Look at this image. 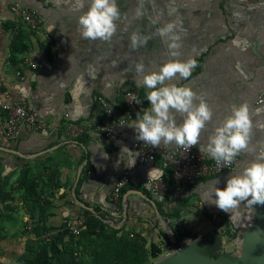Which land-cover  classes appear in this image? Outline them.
Instances as JSON below:
<instances>
[{
  "label": "crops",
  "instance_id": "1",
  "mask_svg": "<svg viewBox=\"0 0 264 264\" xmlns=\"http://www.w3.org/2000/svg\"><path fill=\"white\" fill-rule=\"evenodd\" d=\"M12 2L39 10L44 28L53 35L49 53L32 44L10 59L15 53ZM252 5L257 6V19L250 17V23L235 32L236 41L241 42L238 46L247 50L233 54L229 74H113L107 69L106 56L116 63L111 58L115 49L108 56L107 50L94 48L101 44L83 34L78 23L57 19L48 0H0V100L26 97L46 122L39 132L24 126L10 140L4 135L5 114L0 110V216L4 224L6 220L28 221L27 237L41 244L39 254L25 264L84 261L82 253L70 251L76 247L77 237L63 225L65 219L81 214L94 215L104 230L109 229L105 233L115 239L138 241L144 248L165 240L154 229L161 220L178 224L177 229L171 226L174 232L190 228L189 238L195 239L212 231L228 232L224 224L233 226L236 233L246 226L235 239L241 249L247 228L258 223L256 205L264 201V102L256 103L264 91V0ZM247 14L252 16L250 10ZM25 56L36 65L34 69L14 60ZM126 90L136 93L138 113L120 128L123 139L89 131L71 140L58 129L66 114L74 121L96 122L101 115L98 96L121 112ZM235 125L242 126L243 140L237 147L233 171L201 178L190 186L172 184L166 194L159 195L146 184L149 177L167 173L158 156L134 168L131 183L121 192L119 213L108 215L115 176L136 162L132 141L172 147L189 131L198 149L214 157ZM25 172L36 197L29 196L22 185ZM235 178L241 179L235 203L227 216H220ZM196 247L206 250L200 243ZM214 254L218 257L219 253Z\"/></svg>",
  "mask_w": 264,
  "mask_h": 264
},
{
  "label": "rangeland",
  "instance_id": "2",
  "mask_svg": "<svg viewBox=\"0 0 264 264\" xmlns=\"http://www.w3.org/2000/svg\"><path fill=\"white\" fill-rule=\"evenodd\" d=\"M48 1L57 19L78 23L83 34L101 44L96 43L94 48L107 50L108 56L115 49L111 58L120 62L119 65L112 64L106 56L107 69L113 74H229L233 70V54L242 55L247 50L238 46L241 42L236 41L235 32L244 28L250 17L257 19L254 10H258L252 5L255 0ZM15 4L22 6L12 2L9 10ZM249 10L252 16H248ZM44 24L41 18L36 31L20 27L17 33L12 31L11 25L15 53L10 59L16 53L19 56L29 50L32 44L50 52L53 35ZM18 59L24 63L29 60L26 56L14 60ZM168 225L175 229L179 226ZM29 227L26 220L9 223L6 220L4 224L0 216V264H25L39 254L41 244L36 245V240L27 237ZM232 227L224 224V229ZM242 228L237 233L234 231L235 239L238 234L242 236L246 226ZM103 229L99 234L107 236L105 232L109 229ZM183 230L185 238L192 236L190 228ZM97 236H93L96 241H91V245L104 242ZM140 250L143 251V254L139 252L141 264H150L151 260L144 258L148 257L150 248ZM212 256L217 257L214 253ZM78 262L84 264L81 260Z\"/></svg>",
  "mask_w": 264,
  "mask_h": 264
},
{
  "label": "built area",
  "instance_id": "3",
  "mask_svg": "<svg viewBox=\"0 0 264 264\" xmlns=\"http://www.w3.org/2000/svg\"><path fill=\"white\" fill-rule=\"evenodd\" d=\"M14 15L13 32L17 33L20 27L36 31L41 18L35 9L12 5L10 7ZM27 66L34 69L36 65L27 62ZM21 72H17L20 76ZM1 87V83H0ZM121 112H116L111 104L103 97L98 96V105L101 108L99 119L91 123L88 120L74 121L66 114L58 125L62 134L71 140L78 139L89 131H95L108 139H123L120 128L136 118L138 113V98L134 91L126 90L122 96ZM264 102V91L259 93L256 103ZM0 110L5 114L4 135L10 140L17 138L24 126H28L33 132H39L46 128V122L41 118L38 109L30 105L26 97L16 101L2 102L0 100ZM243 140V128L235 125L232 128L228 140L219 148L214 157H209L203 150L198 149L196 140L189 131H186L182 141L172 147H157L145 140L132 141V148L135 150V165L125 169L114 178V184L109 194L108 201L110 207L106 210L108 215L113 216L119 213L120 196L124 187L132 181L134 168L138 165L147 164L161 158V166L167 171L166 174L151 176L146 184L149 189L159 195L166 194L172 184L179 186L193 185L197 180L221 174L226 171H233L238 162L237 147ZM241 186V179L235 178L233 186L228 190L224 200L220 216H227L233 207L236 195ZM86 215L81 214L75 219H65L63 225L74 236H79L84 227ZM159 232L161 227H154ZM221 234V244L218 248V256L238 257L240 249L236 246L234 230L228 232L218 231ZM177 242L172 243L166 240H157L155 245L159 248L157 256L152 263L172 254L177 247L183 246L195 238H185L182 230H175Z\"/></svg>",
  "mask_w": 264,
  "mask_h": 264
},
{
  "label": "water",
  "instance_id": "4",
  "mask_svg": "<svg viewBox=\"0 0 264 264\" xmlns=\"http://www.w3.org/2000/svg\"><path fill=\"white\" fill-rule=\"evenodd\" d=\"M3 150L18 153L10 148H2ZM83 205V204H82ZM255 212L258 218L257 225L248 227L241 246V254L236 257V261L226 256L213 257L221 244V236L218 231H212L200 238L179 246L169 256L159 260L155 264H264V201L257 203ZM160 226L167 239L177 242L176 234L172 227L164 220L160 221ZM200 243L206 250H198L196 247Z\"/></svg>",
  "mask_w": 264,
  "mask_h": 264
},
{
  "label": "trees",
  "instance_id": "5",
  "mask_svg": "<svg viewBox=\"0 0 264 264\" xmlns=\"http://www.w3.org/2000/svg\"><path fill=\"white\" fill-rule=\"evenodd\" d=\"M30 179L28 175L23 173L22 185L26 186V191L29 196L36 197V192L29 182ZM106 214V213H105ZM104 215L101 214V216ZM104 228V224L96 218L94 215H90L86 218L84 227L81 229L79 236H77L76 247L69 248L72 253H82L84 256V264H141L139 260V252L143 254V244L140 242L128 241L115 239L114 235L103 236L99 233ZM104 230V229H103ZM160 234L164 237L166 241L169 242L164 232L160 229ZM98 235L104 242L102 244H93L91 241H96L93 236ZM110 236V237H108ZM242 239V238H241ZM241 243V241H240ZM239 243V244H240ZM92 247V248H90ZM148 258L151 260L150 264H153V259L157 256L159 248L155 244L150 245ZM75 264H80V262L75 261Z\"/></svg>",
  "mask_w": 264,
  "mask_h": 264
}]
</instances>
